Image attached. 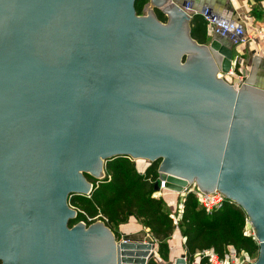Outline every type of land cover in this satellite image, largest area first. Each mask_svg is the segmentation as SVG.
Masks as SVG:
<instances>
[{
  "label": "water",
  "instance_id": "water-1",
  "mask_svg": "<svg viewBox=\"0 0 264 264\" xmlns=\"http://www.w3.org/2000/svg\"><path fill=\"white\" fill-rule=\"evenodd\" d=\"M134 4L0 2V264H148L157 259L152 239H117L100 220L70 226L78 212L68 197L90 194L86 175L104 178L106 161L117 156L160 159L155 192L161 181L169 191L193 182L205 194L219 190L211 184L222 179L225 159L199 129L204 116L228 95L242 116L264 119V84L255 72L237 90L217 76L230 67L228 38L201 44L191 37V18L181 6L193 9L192 0H149L142 15ZM165 40L173 44L164 52ZM145 41L156 54L140 45ZM146 66L158 75L139 96L115 89L122 68ZM159 83L166 92L154 91ZM161 131L169 139L153 137ZM241 157L237 163L246 167L250 160ZM219 191L264 228L245 200ZM252 228L259 247L253 264H264V234ZM174 264H186L184 254Z\"/></svg>",
  "mask_w": 264,
  "mask_h": 264
},
{
  "label": "trees",
  "instance_id": "trees-1",
  "mask_svg": "<svg viewBox=\"0 0 264 264\" xmlns=\"http://www.w3.org/2000/svg\"><path fill=\"white\" fill-rule=\"evenodd\" d=\"M148 1L135 0L134 7L138 15H142L143 7ZM154 11L158 20L166 21V16L160 9L155 8ZM190 23L191 37L198 43H207L209 38L203 16L193 15ZM160 161L158 159L152 162L140 173L135 162L128 157L117 156L107 160L104 178L96 180L86 175L93 183L89 196L72 194L68 197L69 204L78 212L69 221V225L79 221L89 225L99 219L119 239V225L134 217L156 242L159 259L167 260L170 250L168 241L176 226L163 198L153 196ZM245 216L243 208L235 203H226L221 209L207 214L199 208L194 194L188 192L178 223L188 264L193 262L197 252L206 248H212L219 256H223L227 245L257 257V241L245 233ZM148 264H157V261L151 259ZM199 264H207L206 259L199 258Z\"/></svg>",
  "mask_w": 264,
  "mask_h": 264
},
{
  "label": "flooded vegetation",
  "instance_id": "flooded-vegetation-1",
  "mask_svg": "<svg viewBox=\"0 0 264 264\" xmlns=\"http://www.w3.org/2000/svg\"><path fill=\"white\" fill-rule=\"evenodd\" d=\"M0 2H3V0H0ZM142 14H145V12ZM166 22L167 19L164 23ZM182 31L183 27L176 31V36H179ZM172 44L171 41L166 43L165 40V42L162 41V44H160V48L164 49L165 52ZM140 45L147 48L149 53L156 54L157 49L152 47L150 42L145 41ZM157 75V71L150 66L136 70H125L122 68L117 74L115 89L124 90L128 95L139 96V93L144 91V84L147 80H155ZM208 83L212 85L213 82L208 80ZM213 85L219 90L221 89L220 85L216 86L214 83ZM146 90H149V87ZM154 91L159 93L166 92L164 83H159V86L155 87ZM229 98L227 95L226 98L220 99L215 106L214 113L207 117L204 116L202 126L199 128L202 129L203 133H207L206 136L209 138V142L213 143L212 146L217 148L216 155L225 159L222 162V179L220 182L216 181L211 185L218 187L219 190L224 188L237 194L239 198L245 200L264 218V137H262L264 135V119L256 114H251L249 117L242 116L236 110L238 103L234 101L232 104ZM115 106L114 104L113 107ZM124 108L122 111L128 116H132V110ZM153 137L162 141L169 139V136H165L164 131L154 134ZM220 142L222 145L218 147ZM179 147H176V149ZM174 155L175 158H181L178 153ZM242 155L248 161L250 160L246 167H242L237 163L238 158H243L241 157ZM241 205L240 207L243 208V205ZM244 212L247 214L245 210ZM252 225L253 227L255 226V230L259 234H264V228L259 223L256 224L253 221Z\"/></svg>",
  "mask_w": 264,
  "mask_h": 264
},
{
  "label": "built area",
  "instance_id": "built-area-1",
  "mask_svg": "<svg viewBox=\"0 0 264 264\" xmlns=\"http://www.w3.org/2000/svg\"><path fill=\"white\" fill-rule=\"evenodd\" d=\"M261 3L263 11L262 21H257L253 15H246L240 21V19H234L232 16L215 14L207 8L200 11L189 8L188 4L181 6V9L185 11L190 18L195 14H201L203 16L207 25L208 40L215 35H219L228 38L231 42L232 56L229 70L227 72L219 70L217 76L236 90L239 89L242 84L246 83V79L249 76V68L246 64L243 52L246 44H253V56L264 61V0H262ZM164 190L168 189L165 187V181H161L159 191H154L153 196L160 197V192ZM188 192L194 194L199 208L203 209L207 214L221 209L226 203H234L230 198H225L217 189L205 194L195 182L188 184L182 188L181 192H176L180 194L177 211L169 214L176 228H178V223L184 207L185 196ZM86 196H89V194H86ZM70 207L75 209L72 205H70ZM244 229L247 235L253 236L254 238L252 224L247 215L244 219ZM195 256H198L197 260H193V262H196L195 264H199V258L201 257L206 259L207 264H253L257 259L255 255H250L243 250H237L232 245L226 246L223 256H219L212 248L203 249L197 252ZM184 258L186 261L187 257L185 252ZM157 259L159 260L158 254Z\"/></svg>",
  "mask_w": 264,
  "mask_h": 264
},
{
  "label": "crops",
  "instance_id": "crops-1",
  "mask_svg": "<svg viewBox=\"0 0 264 264\" xmlns=\"http://www.w3.org/2000/svg\"><path fill=\"white\" fill-rule=\"evenodd\" d=\"M261 2L262 0H192L193 9L200 10L201 8H207L215 14L232 16L234 19H240V21L246 15H253L257 21H262L263 11ZM253 49L254 45L248 43L243 50L244 58L249 68V74L255 72L258 82L264 84V61L255 60L256 57L253 56ZM134 162L136 169L140 173H143L147 168V165L141 160L136 159ZM160 193L159 196L165 201L169 212L175 213L177 211L180 194L169 190H164ZM140 227L142 226L136 218L130 217L127 223L119 225L118 230L123 237L131 239L130 235L137 233ZM168 242L170 251L174 247L175 251H179L178 254H184L183 238L178 231H174Z\"/></svg>",
  "mask_w": 264,
  "mask_h": 264
},
{
  "label": "rangeland",
  "instance_id": "rangeland-1",
  "mask_svg": "<svg viewBox=\"0 0 264 264\" xmlns=\"http://www.w3.org/2000/svg\"><path fill=\"white\" fill-rule=\"evenodd\" d=\"M150 6V4H149ZM153 8V6L151 7ZM146 13V12H145ZM137 160H141L144 164L147 165V167L151 164L150 161L148 160H145V159H137ZM99 220V219H98ZM97 221V220H95ZM93 221V222H95ZM101 221V220H100ZM109 228V227H108ZM110 229V228H109ZM111 230V229H110ZM147 229H145L144 227H140L139 231H137V233L135 234H131V240H141V241H147L150 239V236H149V233H147ZM175 231H178L180 234V230L179 228H176ZM129 239V238H128ZM156 243V242H155ZM157 245V244H156ZM172 251V252H171ZM171 251L169 250V256H168V259L167 260H161V259H155L157 261V264H174L175 263V260L177 259V257L180 255L178 254L179 251H175L174 247L173 249H171ZM185 252V251H184ZM198 256L195 257V259L197 260ZM196 262H191L190 264H195ZM186 264H188V259L186 260Z\"/></svg>",
  "mask_w": 264,
  "mask_h": 264
}]
</instances>
